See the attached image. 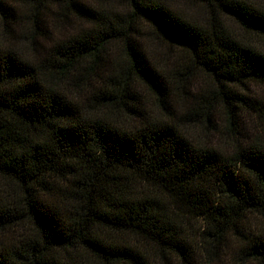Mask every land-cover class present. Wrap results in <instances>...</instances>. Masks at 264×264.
I'll return each instance as SVG.
<instances>
[{
	"label": "trees",
	"instance_id": "trees-1",
	"mask_svg": "<svg viewBox=\"0 0 264 264\" xmlns=\"http://www.w3.org/2000/svg\"><path fill=\"white\" fill-rule=\"evenodd\" d=\"M263 1L0 0V264H264Z\"/></svg>",
	"mask_w": 264,
	"mask_h": 264
},
{
	"label": "rangeland",
	"instance_id": "rangeland-1",
	"mask_svg": "<svg viewBox=\"0 0 264 264\" xmlns=\"http://www.w3.org/2000/svg\"><path fill=\"white\" fill-rule=\"evenodd\" d=\"M262 3H264V1H263ZM179 54H180V52H179ZM165 60H166V59H165ZM168 67L171 68V64H168ZM199 80H200V77H199ZM201 82H206V81H205V80H202ZM208 87H210V86L208 85ZM257 91H258L259 93H261V94L264 93V89H261V88H258ZM148 102L150 103V106H149V107H150V112L156 114L157 112H155V107H154V105H153V100L150 99L149 96H148ZM190 103H191V101H188L187 103L181 101V103H180L181 105L178 104V106H176L177 111L179 112V111H182V109H183V112H185L187 106H188ZM174 107H175V105H174ZM181 113H182V112H180L179 114L181 115ZM156 115H157V114H156ZM159 115L161 116V114H158V116H159ZM193 122H194V121H193ZM193 122L186 123L185 126H183V124L181 123V126H182V130H183L186 134L190 135L191 138H197V137H198V130H197V128H198L199 126H198V125L193 126V125H192ZM197 126H198V127H197ZM263 135H264V134H263ZM262 138L264 139V136H263ZM211 140L213 141V143H211V144H217V143L223 144V142H226L224 136L222 137V134H220V133H219V134L214 133L212 136L210 135V141H211ZM221 140H222L223 142H221ZM208 141H209V140H208ZM214 142H215V143H214ZM257 226L263 229V228H264V220H262L261 222L257 223Z\"/></svg>",
	"mask_w": 264,
	"mask_h": 264
}]
</instances>
